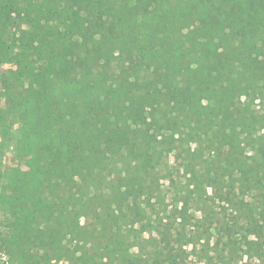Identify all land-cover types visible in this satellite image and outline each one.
<instances>
[{"label": "trees", "instance_id": "1", "mask_svg": "<svg viewBox=\"0 0 264 264\" xmlns=\"http://www.w3.org/2000/svg\"><path fill=\"white\" fill-rule=\"evenodd\" d=\"M12 22L20 33L6 42ZM0 31V57L15 60L0 117L17 118L26 164L0 203L29 243L66 240L91 261L178 264L169 233L182 245L186 228L163 226L152 205L164 201L171 159L203 139L206 181L193 191L241 194L236 223L245 237L260 231L264 0H0ZM148 229L173 247L144 238L134 252ZM242 238L228 233L227 244Z\"/></svg>", "mask_w": 264, "mask_h": 264}, {"label": "rangeland", "instance_id": "2", "mask_svg": "<svg viewBox=\"0 0 264 264\" xmlns=\"http://www.w3.org/2000/svg\"><path fill=\"white\" fill-rule=\"evenodd\" d=\"M18 27L19 24L14 22L8 26V38L4 37L6 42L13 39L10 35H15L14 37L19 35ZM12 54L10 52L0 57V108L4 106L3 80L6 73L15 68ZM14 82L22 89L20 82ZM18 137L17 118L13 115L0 117V191L10 177L26 168V164L16 155ZM204 142V139L200 141L201 146L198 142H192L188 147L184 146L186 151L182 153L183 155L177 161L171 159V168L167 169L170 171H167V176L162 179L164 191L161 197L164 201L152 205L156 213L154 218L159 220L163 216V226L186 228L187 243L182 245L177 243L178 235L175 229H171L173 231L169 233L168 239L171 240V244L175 243L172 250L178 251V264H264V225L257 233H248V237H245V229H242L245 227H240L241 225L236 223L242 215L241 194L234 196L232 201H227L216 199L214 196L199 197L198 191H193L199 182L205 184L206 181L205 170L209 164V156L203 148ZM218 153L226 156L225 148L220 146ZM207 191V194H211V187H207ZM183 195L189 196L184 217L180 216V209L184 207L183 199L186 198L182 199ZM260 197L258 194L254 199L258 200ZM228 233H232L237 239L241 236L243 238L230 246L227 244ZM218 236H222L223 241L216 244ZM151 237L154 239L150 240ZM164 237L165 235L152 233L148 229L137 239L141 244L132 250L139 253L138 248L144 242L151 241L159 248L171 249L173 246L166 244L167 238ZM144 238L148 241L142 242ZM98 246H101V243L97 242V245L94 243L96 249ZM79 256L81 251H74L73 244L66 240L58 246L51 244L45 248L29 243L24 238L21 225L0 203V264H114L112 259L98 257L91 261L86 257L81 259ZM220 256L223 259L217 263Z\"/></svg>", "mask_w": 264, "mask_h": 264}]
</instances>
